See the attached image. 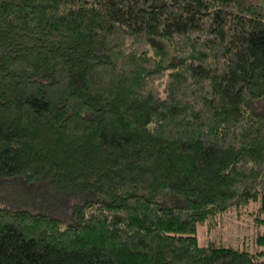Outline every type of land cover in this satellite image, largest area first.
Segmentation results:
<instances>
[{
	"label": "trees",
	"instance_id": "trees-1",
	"mask_svg": "<svg viewBox=\"0 0 264 264\" xmlns=\"http://www.w3.org/2000/svg\"><path fill=\"white\" fill-rule=\"evenodd\" d=\"M227 211L264 224V4L0 0V264H264L200 243Z\"/></svg>",
	"mask_w": 264,
	"mask_h": 264
},
{
	"label": "rangeland",
	"instance_id": "rangeland-1",
	"mask_svg": "<svg viewBox=\"0 0 264 264\" xmlns=\"http://www.w3.org/2000/svg\"><path fill=\"white\" fill-rule=\"evenodd\" d=\"M247 1L264 4V0ZM213 221L217 222L213 227L208 222L199 225L197 235L201 244L216 241L226 245H239L251 251L261 250L264 257V243L256 242L257 235L264 234V224L256 225L248 212L241 215L236 211H227L221 216L213 217Z\"/></svg>",
	"mask_w": 264,
	"mask_h": 264
}]
</instances>
